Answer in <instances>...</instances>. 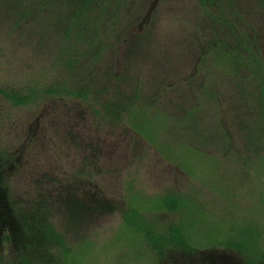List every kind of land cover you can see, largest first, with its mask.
<instances>
[{"label":"rangeland","instance_id":"1","mask_svg":"<svg viewBox=\"0 0 264 264\" xmlns=\"http://www.w3.org/2000/svg\"><path fill=\"white\" fill-rule=\"evenodd\" d=\"M63 1L0 0V88L33 94L27 106L0 94V264H21L22 219L37 213L80 264H244L219 242L251 228L264 240V108L249 75L216 67L211 45L229 30L198 0H122L85 27ZM225 2L264 57V0ZM131 103L170 118L157 141L129 124ZM167 195L179 211L159 206ZM130 201L159 231L188 224L193 251L153 258L125 225Z\"/></svg>","mask_w":264,"mask_h":264},{"label":"trees","instance_id":"2","mask_svg":"<svg viewBox=\"0 0 264 264\" xmlns=\"http://www.w3.org/2000/svg\"><path fill=\"white\" fill-rule=\"evenodd\" d=\"M34 5L29 10L40 6L43 9L50 8L43 0H32ZM46 1V0H45ZM122 0H64L63 2L73 7V26L85 27L94 20L102 21L109 17L115 18L118 14ZM202 13L209 19L211 26L227 28L226 39L217 38L215 47L211 45V54L214 56L216 67L223 72L237 74H247L256 83L259 89L262 106L264 108V57L260 53L258 46L253 40L243 33L233 8L225 0H198ZM39 4V5H38ZM43 4V5H42ZM230 8V9H229ZM68 38L70 36L66 32ZM230 34V35H229ZM71 39V38H70ZM213 51V52H212ZM48 95L87 98L88 91H74L71 89L49 88ZM0 94L13 105L27 106L33 100V94H23L4 90L0 88ZM150 107L137 105L134 103L124 105L123 109L128 115L129 124L146 136L152 142L158 137H151L152 131H158L163 126L162 120H169V117H162L159 114L149 116ZM150 111V110H149ZM153 111V109L151 110ZM264 120V112L262 113ZM121 120L119 116L115 117ZM171 154V151H169ZM131 202V201H130ZM183 205V200L175 195H167L161 198L159 206L166 208L170 212H177ZM142 207L130 203L129 209L125 212V225L129 229L136 231V234L143 233L144 239L150 249L153 258L164 259L170 250H179L184 253L193 251L194 240L187 225L170 226L159 231L152 224L144 219L141 213ZM34 214L31 219L25 216L22 219L25 233L30 238L31 243L27 254L22 256L21 264H80L81 259L78 251L70 248L65 237L55 228L53 222L47 217ZM240 238L219 242L226 248L236 250L244 264H264V240L262 232L256 228L240 230ZM32 245V246H31Z\"/></svg>","mask_w":264,"mask_h":264}]
</instances>
